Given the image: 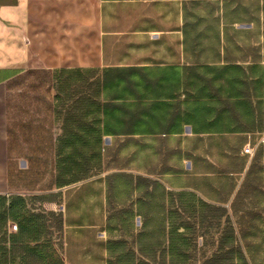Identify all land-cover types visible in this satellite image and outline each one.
Segmentation results:
<instances>
[{"label":"crops","instance_id":"obj_1","mask_svg":"<svg viewBox=\"0 0 264 264\" xmlns=\"http://www.w3.org/2000/svg\"><path fill=\"white\" fill-rule=\"evenodd\" d=\"M0 198L8 264H264V0H0Z\"/></svg>","mask_w":264,"mask_h":264},{"label":"trees","instance_id":"obj_2","mask_svg":"<svg viewBox=\"0 0 264 264\" xmlns=\"http://www.w3.org/2000/svg\"><path fill=\"white\" fill-rule=\"evenodd\" d=\"M100 142V136L95 135L94 139V162L95 165L100 157V151L98 150V144ZM75 168H65L63 167V179H64V174L68 173L70 170H73ZM64 184V182H63ZM4 205H5V199L0 198V264H8L7 258H6V236H5V221H6V214L4 210Z\"/></svg>","mask_w":264,"mask_h":264},{"label":"built area","instance_id":"obj_3","mask_svg":"<svg viewBox=\"0 0 264 264\" xmlns=\"http://www.w3.org/2000/svg\"><path fill=\"white\" fill-rule=\"evenodd\" d=\"M251 150H252V148L250 146L245 148L246 152H251Z\"/></svg>","mask_w":264,"mask_h":264}]
</instances>
